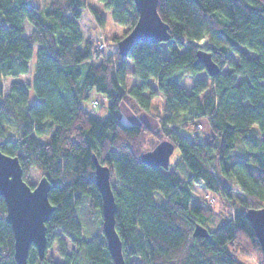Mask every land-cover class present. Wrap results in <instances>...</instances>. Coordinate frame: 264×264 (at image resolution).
I'll list each match as a JSON object with an SVG mask.
<instances>
[{
	"label": "trees",
	"instance_id": "trees-1",
	"mask_svg": "<svg viewBox=\"0 0 264 264\" xmlns=\"http://www.w3.org/2000/svg\"><path fill=\"white\" fill-rule=\"evenodd\" d=\"M97 1L126 28L123 37L113 38L117 45L138 21L134 0ZM87 8L104 26L106 16L87 0H51L47 10L34 0H0V150L19 158L26 182L31 169L50 181L56 210L46 224L47 249L56 245L62 259L40 260L32 246L27 264H114L102 229L94 155L111 171L126 264H243L251 256L264 264L246 218L249 209L264 208V0H159L170 40L138 41L127 57L118 46L106 54L84 34L80 21ZM36 48L30 84L14 81L5 91L7 78L31 71ZM200 49L212 54L218 75L197 62ZM129 76L140 82L129 84ZM186 78L193 79L190 93ZM28 88L37 97L34 104ZM93 91L108 101L103 120L84 109ZM156 97L162 104L154 108ZM125 105L155 117L158 131L144 121L126 123ZM204 118L212 131L208 142L198 132ZM255 127L260 138L252 146L248 135ZM238 139L243 153L231 157ZM164 140L179 158L167 170L144 164L142 155ZM180 169L188 172L182 176ZM195 185L223 206L193 203ZM85 197L100 215L91 239L79 220ZM6 213L0 196V264H18ZM198 224L208 237L193 236Z\"/></svg>",
	"mask_w": 264,
	"mask_h": 264
},
{
	"label": "water",
	"instance_id": "water-1",
	"mask_svg": "<svg viewBox=\"0 0 264 264\" xmlns=\"http://www.w3.org/2000/svg\"><path fill=\"white\" fill-rule=\"evenodd\" d=\"M138 11V21L134 28L122 38L117 46L122 57H127L138 41L161 43L170 40V28L158 13L159 0H134ZM197 62L205 65L210 76L221 72L212 54L200 49ZM175 151L172 142L164 140L142 155V162L152 167L169 169L170 159ZM95 183L101 195L102 229L107 247L114 264H126L122 239L116 228L117 203L111 183V171L93 156ZM51 183L41 177L32 186L24 179V170L18 157L8 156L0 150V196L6 203L5 220L14 234V258L18 264H27L30 248L34 246L40 260L46 256L48 236L47 222L56 207L49 200ZM255 236L264 254V208H251L246 212ZM194 237H208V230L198 224ZM1 254V251H0Z\"/></svg>",
	"mask_w": 264,
	"mask_h": 264
},
{
	"label": "rangeland",
	"instance_id": "rangeland-1",
	"mask_svg": "<svg viewBox=\"0 0 264 264\" xmlns=\"http://www.w3.org/2000/svg\"><path fill=\"white\" fill-rule=\"evenodd\" d=\"M87 1H88V4L90 6L94 7L97 10H100L101 13L104 14V16H106V23L104 26L101 27L96 22L95 18L93 17V15L90 11V8H87V9H85L83 17L81 19V26H82L83 32L87 37L94 38L96 43L99 46H100V44H103L104 45L103 50L106 54H111L112 52H114L116 50V47H117V45L113 41V38L123 37L125 32H126V28L116 25L113 22L110 13L108 11H106L104 9L103 5L101 3H99L97 0H87ZM34 2L36 4H38L42 8V10H47L51 0H34ZM29 34H30V27L27 23L25 35L29 36ZM99 46H98V49H99ZM202 47L204 48L205 44L202 45ZM99 50H101V49H99ZM36 52H37V48L35 49V52H34V55L32 58L31 65H33V66H31V71L28 74L22 75L16 79L7 78L5 80V88H6L5 91H7V88L14 81L22 82L23 84H25L27 86L30 84L31 79L34 76V67L36 65V60H37ZM237 59H238V57L234 54L233 60H237ZM87 69H88L87 64L82 66L83 75L86 73ZM128 70L129 71L133 70V63L131 60L128 61ZM128 80H129V84H131V85L133 83L138 84L140 82L139 79L134 78L132 76H129ZM192 82H193L192 78H186L185 81L183 82V86L187 87L188 93L191 92L190 86H191ZM28 91L30 94V103L31 104L36 103L37 97H36L34 91L31 88H28ZM161 104H162V97H160V98L156 97L152 103V106H154V108L160 107ZM84 109H85V111H87L89 116L100 119V120L105 119L109 115L107 99L102 94H100L96 91L92 92L91 100L84 103ZM121 109H122L121 113L123 115V118H125L123 120L126 123L139 122V121H142L141 118H145V119L148 118L149 119L151 117H152V119H154L157 122V119L155 117L151 116L150 114H148L144 110L138 109L136 111V110H133L128 105L123 106ZM127 111H129L130 114L133 115V118H132L133 120L131 119L133 122L132 121L128 122V120H126L127 117H125V116L127 114H124V112H127ZM201 120H203L201 122L202 123L201 125L204 124L205 128H203V126H200V129H198V132L200 134V140L202 142H208L211 138L212 131H211V128H210V125H209L207 119L204 118ZM157 125L158 126H155L153 128L154 131H158L159 124H157ZM192 130H193V127L187 129L186 131L187 132H193ZM259 138H260L259 129L257 127H255L251 131V133L248 135V139L250 140V144L252 146L258 145L259 144ZM42 140L46 141L48 139L43 137ZM156 140L157 139H154L151 142V145L149 144L148 147L152 146V144H154L156 142ZM243 144L244 143L241 139H238L236 141V147L232 151L231 157L240 156L243 153ZM179 156H180V152L178 149H176L174 151L173 155L171 156V159H170L171 163L175 162L179 158ZM185 170L186 169H180L179 170V172H180V174H182V176L185 175ZM40 179H41V176L38 173V171L35 169H31L29 174H28V177H27V182L30 185L35 186L39 182ZM193 193H194L193 203L201 204L202 202L207 201V202H210L211 205H213V207L216 208L217 210H219L223 206L222 201H221V199H219V197L206 192L204 189L200 188L197 185H195L193 187ZM155 200L157 203H162L163 197L160 196L159 194H156ZM78 212H79V220H80L82 227H83L84 237L86 239H91V238L95 237L96 235H98V229L100 228V225H101L100 224V215L98 213H96V214L92 213L91 208L89 206L88 198H86V197L83 198V201H82L80 207L78 208ZM211 227L214 228V226H211ZM46 257L49 259L56 260V261H62L60 255L57 252V246L56 245H54L50 249H47ZM241 262L243 264H262L254 256H251L249 258H243V259H241Z\"/></svg>",
	"mask_w": 264,
	"mask_h": 264
},
{
	"label": "crops",
	"instance_id": "crops-1",
	"mask_svg": "<svg viewBox=\"0 0 264 264\" xmlns=\"http://www.w3.org/2000/svg\"><path fill=\"white\" fill-rule=\"evenodd\" d=\"M80 26H81V21H80ZM81 28H82V26H81ZM83 30V29H82ZM31 66H33V65H31ZM122 110V109H121ZM124 111V110H123ZM122 111V112H123ZM124 114H127L125 117H127L126 118V120H128V122H131L133 119V115L132 114H130V112L129 111H127V112H124ZM122 117H123V115H122ZM123 119H125V118H123ZM132 119V120H131ZM141 120L143 121L144 120V122L146 123V124H148L149 126H151L152 128H154L155 126H158L157 124V122L154 120V119H152V117L151 118H147V119H145V118H141ZM203 120H201V122H202ZM133 122V121H132ZM203 126V128H205V126H204V124L202 125Z\"/></svg>",
	"mask_w": 264,
	"mask_h": 264
},
{
	"label": "built area",
	"instance_id": "built-area-1",
	"mask_svg": "<svg viewBox=\"0 0 264 264\" xmlns=\"http://www.w3.org/2000/svg\"><path fill=\"white\" fill-rule=\"evenodd\" d=\"M99 49L103 50L104 49V45L100 44Z\"/></svg>",
	"mask_w": 264,
	"mask_h": 264
}]
</instances>
